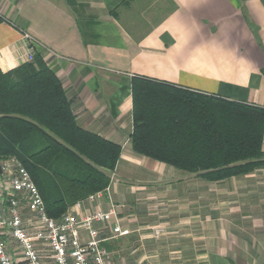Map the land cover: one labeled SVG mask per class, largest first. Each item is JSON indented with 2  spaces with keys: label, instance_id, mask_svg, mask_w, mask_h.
<instances>
[{
  "label": "crops",
  "instance_id": "1",
  "mask_svg": "<svg viewBox=\"0 0 264 264\" xmlns=\"http://www.w3.org/2000/svg\"><path fill=\"white\" fill-rule=\"evenodd\" d=\"M0 14L1 69L28 61L31 35L78 124L122 147L109 194L79 209L119 206L125 234L96 224L110 264H264V166L209 181L131 143L135 76L264 107V0H0Z\"/></svg>",
  "mask_w": 264,
  "mask_h": 264
},
{
  "label": "trees",
  "instance_id": "2",
  "mask_svg": "<svg viewBox=\"0 0 264 264\" xmlns=\"http://www.w3.org/2000/svg\"><path fill=\"white\" fill-rule=\"evenodd\" d=\"M132 96L136 153L209 181L264 166V107L146 76L133 77ZM121 151L78 124L40 53L7 72L0 67V160L22 162L50 217L110 186Z\"/></svg>",
  "mask_w": 264,
  "mask_h": 264
},
{
  "label": "built area",
  "instance_id": "3",
  "mask_svg": "<svg viewBox=\"0 0 264 264\" xmlns=\"http://www.w3.org/2000/svg\"><path fill=\"white\" fill-rule=\"evenodd\" d=\"M26 38L31 44L28 61H32L36 40L29 34ZM109 189L75 202L62 218L55 219L47 214L44 199L22 162L16 156L0 160V264H110V254L101 246L106 238H101L102 229L96 224L108 226L110 238L125 234L119 206L110 201L108 209L79 213L85 201L100 199ZM81 231L86 232V240ZM160 232V228L155 231Z\"/></svg>",
  "mask_w": 264,
  "mask_h": 264
},
{
  "label": "water",
  "instance_id": "4",
  "mask_svg": "<svg viewBox=\"0 0 264 264\" xmlns=\"http://www.w3.org/2000/svg\"><path fill=\"white\" fill-rule=\"evenodd\" d=\"M2 213H3V216H4V209L2 208Z\"/></svg>",
  "mask_w": 264,
  "mask_h": 264
}]
</instances>
